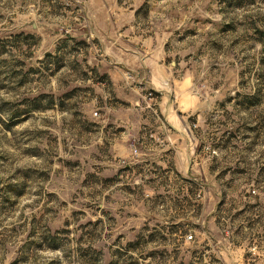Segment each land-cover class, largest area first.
<instances>
[{"label": "rangeland", "instance_id": "obj_1", "mask_svg": "<svg viewBox=\"0 0 264 264\" xmlns=\"http://www.w3.org/2000/svg\"><path fill=\"white\" fill-rule=\"evenodd\" d=\"M0 264H264V0H0Z\"/></svg>", "mask_w": 264, "mask_h": 264}]
</instances>
